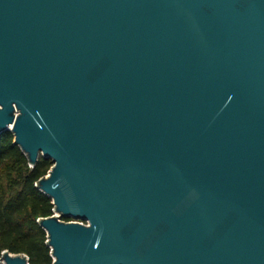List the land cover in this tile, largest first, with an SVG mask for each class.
<instances>
[{
    "label": "water",
    "instance_id": "water-1",
    "mask_svg": "<svg viewBox=\"0 0 264 264\" xmlns=\"http://www.w3.org/2000/svg\"><path fill=\"white\" fill-rule=\"evenodd\" d=\"M6 131L53 264H264V0H0Z\"/></svg>",
    "mask_w": 264,
    "mask_h": 264
},
{
    "label": "trees",
    "instance_id": "trees-1",
    "mask_svg": "<svg viewBox=\"0 0 264 264\" xmlns=\"http://www.w3.org/2000/svg\"><path fill=\"white\" fill-rule=\"evenodd\" d=\"M52 165L51 159L41 156L31 167L14 144L13 133L0 134V257L8 250L27 254L30 264H53L47 232L38 219L53 215L54 204L36 186Z\"/></svg>",
    "mask_w": 264,
    "mask_h": 264
},
{
    "label": "rangeland",
    "instance_id": "rangeland-1",
    "mask_svg": "<svg viewBox=\"0 0 264 264\" xmlns=\"http://www.w3.org/2000/svg\"><path fill=\"white\" fill-rule=\"evenodd\" d=\"M47 174H48V173H47ZM70 220H75V219H72V218H71Z\"/></svg>",
    "mask_w": 264,
    "mask_h": 264
}]
</instances>
